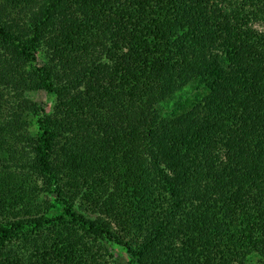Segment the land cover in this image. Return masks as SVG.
I'll return each mask as SVG.
<instances>
[{"label":"trees","instance_id":"obj_1","mask_svg":"<svg viewBox=\"0 0 264 264\" xmlns=\"http://www.w3.org/2000/svg\"><path fill=\"white\" fill-rule=\"evenodd\" d=\"M263 152L264 0H0V264H264Z\"/></svg>","mask_w":264,"mask_h":264},{"label":"rangeland","instance_id":"obj_2","mask_svg":"<svg viewBox=\"0 0 264 264\" xmlns=\"http://www.w3.org/2000/svg\"><path fill=\"white\" fill-rule=\"evenodd\" d=\"M183 94L185 95H189L188 97H194V90L192 87H187L185 89V92H183ZM32 97L38 101L42 107H44L47 111H49L51 109V106L53 105V101H54V97L53 96H49L47 95L44 91H38L37 93L32 94ZM262 158L264 161V152L262 154ZM115 254H117V256H121L122 258H125L124 256V252L122 249H117L115 248Z\"/></svg>","mask_w":264,"mask_h":264}]
</instances>
